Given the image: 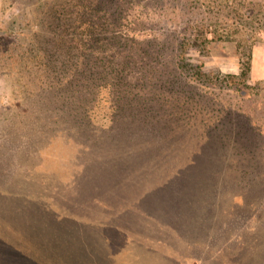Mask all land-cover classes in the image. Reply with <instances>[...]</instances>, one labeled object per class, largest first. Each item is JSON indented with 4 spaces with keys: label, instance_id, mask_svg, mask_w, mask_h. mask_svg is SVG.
<instances>
[{
    "label": "rangeland",
    "instance_id": "1",
    "mask_svg": "<svg viewBox=\"0 0 264 264\" xmlns=\"http://www.w3.org/2000/svg\"><path fill=\"white\" fill-rule=\"evenodd\" d=\"M56 1L0 0L10 40L0 50L13 54L0 58V212L9 218L0 239L37 245L14 263L264 264V0L134 6L149 11L143 36L166 47L148 66L168 70L170 101L163 120L143 116L129 132L109 94L96 104L45 99L43 67L30 56L42 53L36 33L50 35ZM203 31L212 40L196 39ZM179 36L188 38L181 62L194 85L182 91L171 70ZM240 116L250 131L232 125ZM130 139L127 167L103 165Z\"/></svg>",
    "mask_w": 264,
    "mask_h": 264
},
{
    "label": "trees",
    "instance_id": "2",
    "mask_svg": "<svg viewBox=\"0 0 264 264\" xmlns=\"http://www.w3.org/2000/svg\"><path fill=\"white\" fill-rule=\"evenodd\" d=\"M143 1L57 0L47 11L50 21L46 23L44 29L50 30V35L36 33L41 38L38 43L42 53L30 56L36 67H43L42 75L37 78L44 85L47 84L48 88H44L43 91L45 99L47 95H53L54 100L64 99L63 96H66L71 100L79 102L91 100L96 104L103 93L109 94L117 104L116 108L120 109L119 124L128 132L133 130L134 124L143 116L162 119L167 115L170 99L166 94L168 88L166 75L168 76L169 72L166 68H164L166 71H163L161 68L148 66L150 58L163 56L166 47L156 38L146 39L143 36L144 32L140 25L146 22L142 18L149 11L137 14L134 10V6L142 4ZM131 24L135 26L129 27ZM208 32L210 31L197 34L196 39L204 38L203 41L209 42L212 39L208 38ZM8 40L9 33L1 30L0 43L6 44ZM187 40L186 36L184 38L179 36L177 45L176 42L173 44L175 61L171 62V70L173 83L177 84L174 86L176 91L181 86H194L184 76L187 66L181 62L183 48L188 45ZM194 44L199 46L202 41L196 40ZM9 50L7 46L0 50V58L4 56L13 61V54ZM14 62L21 63L18 55ZM166 65L168 66V63ZM197 69L196 72H199L200 68ZM248 70L250 66H247V71L243 73L247 75ZM195 78H200L199 74ZM249 86L253 88L252 85ZM246 93L249 94V91ZM173 100L180 105V94ZM179 110L181 113L182 108ZM241 117L245 118L240 116L238 119L240 121L237 122L231 119L232 125L236 128L240 125L244 131H250L249 126H246L248 122H242ZM75 124L79 125L77 122ZM249 125L252 127V124ZM222 126L223 120L213 129H221ZM129 141L131 143L121 141L116 145L120 150L116 151L118 158L110 155L113 157L110 161L101 157L103 165H111L118 171L127 167L126 157L132 154L130 151L136 145L133 140ZM222 141L224 142V139L221 137L215 142L223 146ZM123 148L128 151H123ZM123 180L128 181L125 178ZM125 182L122 181V184ZM180 195L183 196L184 193ZM171 196L176 197L173 194ZM7 213L0 212V221L9 220ZM2 232L3 230H0L1 236L5 234ZM35 246L37 245H12V242L2 237L0 239V253L4 254L2 261L4 264H15L16 260L21 259L25 248ZM50 253L55 259L64 262L55 252Z\"/></svg>",
    "mask_w": 264,
    "mask_h": 264
}]
</instances>
